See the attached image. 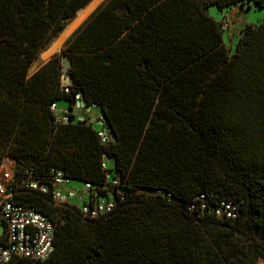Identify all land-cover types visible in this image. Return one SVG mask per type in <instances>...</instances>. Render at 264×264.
Returning a JSON list of instances; mask_svg holds the SVG:
<instances>
[{"label": "trees", "instance_id": "16d2710c", "mask_svg": "<svg viewBox=\"0 0 264 264\" xmlns=\"http://www.w3.org/2000/svg\"><path fill=\"white\" fill-rule=\"evenodd\" d=\"M91 1L0 0V167L15 159L14 201L56 227L49 259L10 264H264V19L232 52L209 13L264 0H107L63 48L66 93L61 54L30 70ZM77 95L104 126L75 118ZM29 168L62 169L115 207L85 220L16 186ZM223 201L235 219L213 211Z\"/></svg>", "mask_w": 264, "mask_h": 264}, {"label": "built area", "instance_id": "2783aa9c", "mask_svg": "<svg viewBox=\"0 0 264 264\" xmlns=\"http://www.w3.org/2000/svg\"><path fill=\"white\" fill-rule=\"evenodd\" d=\"M61 84L66 93L70 92L71 79L68 70H63ZM89 106L90 109L98 110L99 108L96 104ZM51 109L56 114L57 123L70 122L71 119L67 112L60 110L56 103L52 104ZM78 119L84 120L85 118ZM87 120L90 121V118ZM95 120L104 121L102 116ZM96 121L94 122L96 123ZM98 133L101 141L107 142L108 131L101 128ZM51 174L49 179H43L36 176L34 169H25L16 186L51 194L54 203L58 206L74 204L79 207L85 220L97 218L114 209L115 201L112 198L91 200L92 186L89 182H82L83 191L78 192L71 185L74 180L67 177L64 170L52 169ZM14 176V169H8L7 161L4 160L0 167V219L5 225L4 233L0 236V264H10L16 258L44 262L55 250V223L49 216L37 211L32 206L14 201ZM76 196L82 200L81 206L72 202ZM201 206L202 208L207 207L206 204ZM195 207L192 206V208ZM213 211L218 216H226L231 219H235L238 215L236 205L230 201L219 203L213 208Z\"/></svg>", "mask_w": 264, "mask_h": 264}, {"label": "rangeland", "instance_id": "374dc122", "mask_svg": "<svg viewBox=\"0 0 264 264\" xmlns=\"http://www.w3.org/2000/svg\"><path fill=\"white\" fill-rule=\"evenodd\" d=\"M97 1V2H96ZM107 0H92L85 8L90 6L92 3L96 2L94 7L83 17L80 19V21L76 24V27L70 31H67V27H69L73 22H75L78 18L79 13L75 15L73 19H71L68 23V25L65 27L61 33L57 37H55L47 46V48L41 53L40 57L37 59V61L33 64L30 74H33L39 67H41L44 63H46L48 60H50L55 54H61L62 55V64H63V70H67L69 68V61L68 58L63 53V48L67 41L76 33L78 28L82 26L89 17L99 8L101 7ZM231 7H227L224 9H218L216 6H213L209 9L210 15H212L217 20H221L224 25H226V30L223 34L224 43L230 48L232 52H235L236 50V44L238 42L239 37L242 34L243 29L248 24H257L260 23L264 19V8H259L255 4L252 3L251 7H244L242 10H240L236 14H232ZM51 50V53L48 57L43 58L42 54L44 52ZM70 107V102L67 100L59 101L58 108L61 110H68ZM75 118H100V111L94 108L87 109L86 107H76L73 106V111ZM101 126V124H98ZM5 160L7 161V168L8 169H14L16 165L15 159L11 157H6ZM72 187L76 191H83V183L79 181H73L71 183ZM72 202L81 206L82 200L76 196L74 199H72ZM5 225L4 222L0 219V236L4 233Z\"/></svg>", "mask_w": 264, "mask_h": 264}, {"label": "bare ground", "instance_id": "6f19581e", "mask_svg": "<svg viewBox=\"0 0 264 264\" xmlns=\"http://www.w3.org/2000/svg\"><path fill=\"white\" fill-rule=\"evenodd\" d=\"M96 2L92 3L87 8L81 9V11H79V15H78L77 20L75 22H73V24H71L69 27H67V31L66 32L72 31L76 27V24L80 21V19L83 18L94 7ZM50 53H51V50H48V51L44 52V54H42V57L46 58V57H48L50 55Z\"/></svg>", "mask_w": 264, "mask_h": 264}, {"label": "water", "instance_id": "95a60500", "mask_svg": "<svg viewBox=\"0 0 264 264\" xmlns=\"http://www.w3.org/2000/svg\"><path fill=\"white\" fill-rule=\"evenodd\" d=\"M79 11H80V10H79ZM79 11H78V12H79ZM78 12H77V13H78ZM75 101H76V104H77L78 107L81 106L82 108H83V107H86L88 110L90 109V106L87 105L86 102H85L84 100L81 99L80 95H77V97L75 98ZM90 121H91V122H94V121H96V120H95V118H90ZM96 123H97V124H101V125H103V124H104V121H103V120H100V121H96Z\"/></svg>", "mask_w": 264, "mask_h": 264}, {"label": "crops", "instance_id": "0c3cea01", "mask_svg": "<svg viewBox=\"0 0 264 264\" xmlns=\"http://www.w3.org/2000/svg\"><path fill=\"white\" fill-rule=\"evenodd\" d=\"M81 11V10H80ZM79 13V12H78ZM60 109V108H59ZM61 110V109H60Z\"/></svg>", "mask_w": 264, "mask_h": 264}]
</instances>
